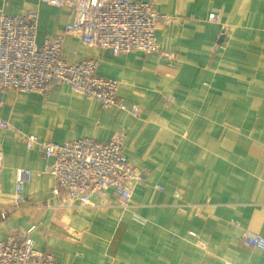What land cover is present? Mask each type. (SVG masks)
Here are the masks:
<instances>
[{
  "label": "crops",
  "instance_id": "obj_1",
  "mask_svg": "<svg viewBox=\"0 0 264 264\" xmlns=\"http://www.w3.org/2000/svg\"><path fill=\"white\" fill-rule=\"evenodd\" d=\"M151 1L171 19L156 25L161 51L114 55L65 32L68 8L0 0V12L38 11L39 45L62 35L68 63L97 59L98 74L141 109L134 117L103 108L67 85L46 95L0 91V120L10 124L0 127V240L30 229L57 264H264V251L242 242L247 231L264 236V0ZM216 14L226 30L220 48ZM117 133L126 157L147 170L128 211L111 187L88 205H63L42 148L29 150L22 136L64 143ZM21 168L33 177L14 206Z\"/></svg>",
  "mask_w": 264,
  "mask_h": 264
},
{
  "label": "built area",
  "instance_id": "obj_2",
  "mask_svg": "<svg viewBox=\"0 0 264 264\" xmlns=\"http://www.w3.org/2000/svg\"><path fill=\"white\" fill-rule=\"evenodd\" d=\"M54 7L71 10L72 18L65 27L66 33L77 35L87 46L110 50L114 55L141 51L160 52L156 37L159 21L169 22L160 14L153 1L136 0H38ZM211 20L219 24L215 47L223 45L225 27L218 14ZM39 13L36 10L21 14L0 12V91L36 92L46 95L55 85H67L89 99L98 100L103 108L115 106L139 117L140 106L128 103L118 95L119 81L98 74V60L85 58L68 63L62 56L63 36H48L39 45L37 30ZM172 60L174 54H166ZM171 103V100H167ZM0 127L10 124L0 120ZM27 148L36 145L50 162L44 172L54 178L55 196L62 204L91 203L90 195L104 196L107 187L113 188L123 211L133 204V190L146 182L147 170L132 163L124 153L125 138L115 134L108 141L91 137L56 143L37 135L22 134ZM4 154L0 150V169ZM33 172L18 169L16 172V198L14 206L26 201L24 188ZM6 212L2 213L3 217ZM31 230H16L6 240H0V264H57L52 252L35 248ZM242 242L251 248L264 251V236L245 232ZM224 264H232L225 262Z\"/></svg>",
  "mask_w": 264,
  "mask_h": 264
}]
</instances>
